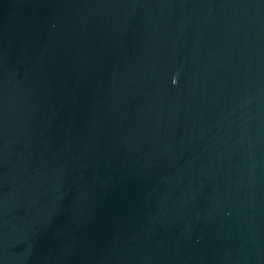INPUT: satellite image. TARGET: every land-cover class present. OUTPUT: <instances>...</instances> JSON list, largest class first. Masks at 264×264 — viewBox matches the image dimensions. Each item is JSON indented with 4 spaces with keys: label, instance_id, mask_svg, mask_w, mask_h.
<instances>
[{
    "label": "water",
    "instance_id": "95a60500",
    "mask_svg": "<svg viewBox=\"0 0 264 264\" xmlns=\"http://www.w3.org/2000/svg\"><path fill=\"white\" fill-rule=\"evenodd\" d=\"M0 264H264V0H0Z\"/></svg>",
    "mask_w": 264,
    "mask_h": 264
},
{
    "label": "clouds",
    "instance_id": "9594fccd",
    "mask_svg": "<svg viewBox=\"0 0 264 264\" xmlns=\"http://www.w3.org/2000/svg\"><path fill=\"white\" fill-rule=\"evenodd\" d=\"M174 83H175V81H174Z\"/></svg>",
    "mask_w": 264,
    "mask_h": 264
}]
</instances>
